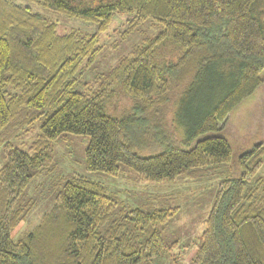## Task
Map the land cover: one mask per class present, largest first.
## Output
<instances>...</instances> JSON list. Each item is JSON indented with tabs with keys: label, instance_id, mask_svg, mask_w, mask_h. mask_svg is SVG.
Wrapping results in <instances>:
<instances>
[{
	"label": "trees",
	"instance_id": "obj_1",
	"mask_svg": "<svg viewBox=\"0 0 264 264\" xmlns=\"http://www.w3.org/2000/svg\"><path fill=\"white\" fill-rule=\"evenodd\" d=\"M33 5L94 23L98 33L62 34ZM116 15L161 29L143 34L130 55L105 71L98 65L99 33ZM263 84L264 0H0V144L23 110H46L30 152L4 144L0 264H158L167 258L179 244L165 235L177 206L127 209L103 184L75 174L39 224L16 239L14 230L29 214L26 190L57 167L54 144L64 133L88 136L86 168L114 178L121 165L156 183L175 182L193 169L221 170L233 158L232 146L208 134L221 130ZM239 162L240 175L217 186L192 264H264L258 177L264 140Z\"/></svg>",
	"mask_w": 264,
	"mask_h": 264
},
{
	"label": "rangeland",
	"instance_id": "obj_2",
	"mask_svg": "<svg viewBox=\"0 0 264 264\" xmlns=\"http://www.w3.org/2000/svg\"><path fill=\"white\" fill-rule=\"evenodd\" d=\"M30 4V3H29ZM34 11L57 21L59 32L65 34L71 29H81L85 33H98L97 25L74 18H64L43 8L33 5ZM128 15H116L107 31L99 33L103 45L98 65L107 71L117 65L119 60L131 54L139 45L141 37H153L159 33L161 26L151 25V21L133 24ZM131 21V23H129ZM91 24V25H90ZM124 31V32H121ZM45 111L23 110L5 131L3 143L0 144V167L5 163L4 144L11 143L26 152L40 133ZM180 137L185 136V129L179 128ZM208 135H220L230 142L233 158L229 164L216 172L209 169H193L175 182H144L138 173L121 165L118 177H112L101 171L86 168L85 152L89 145L88 136L64 133L54 144L57 167L45 176L35 178L28 186L25 204H29L27 220L21 222L14 230L16 239L32 231L49 212L55 196L64 184L75 174L103 184L115 200L127 209H152L155 206H177L176 214L165 231L166 238H177L179 244L173 248L167 258L158 259V264H192L199 246L206 220L212 208L219 182L228 177L239 176L241 167L239 157L264 140V84L251 96L244 99L226 118L222 129ZM258 177L264 186V164Z\"/></svg>",
	"mask_w": 264,
	"mask_h": 264
}]
</instances>
